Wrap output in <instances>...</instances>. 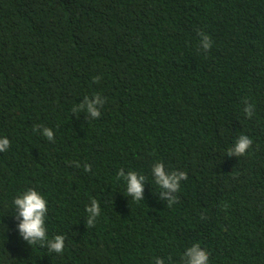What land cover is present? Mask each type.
Wrapping results in <instances>:
<instances>
[{
    "label": "trees",
    "instance_id": "16d2710c",
    "mask_svg": "<svg viewBox=\"0 0 264 264\" xmlns=\"http://www.w3.org/2000/svg\"><path fill=\"white\" fill-rule=\"evenodd\" d=\"M240 135L252 145L227 155ZM3 138L0 264H181L193 244L208 264H264V0H0ZM157 162L187 175L170 206ZM120 170L146 177L143 200ZM30 188L59 254L19 236Z\"/></svg>",
    "mask_w": 264,
    "mask_h": 264
},
{
    "label": "clouds",
    "instance_id": "9594fccd",
    "mask_svg": "<svg viewBox=\"0 0 264 264\" xmlns=\"http://www.w3.org/2000/svg\"><path fill=\"white\" fill-rule=\"evenodd\" d=\"M203 36L202 47L204 50L211 48V40L207 35L198 33ZM99 78H94L93 82H97ZM105 101L100 100V95H95L92 101L85 97V104L87 105V113L92 118H99L100 112L97 109V104L104 105ZM83 105H81V108ZM78 109H73L77 111ZM248 117L252 116L253 107L248 106L244 109ZM36 130L35 128L33 129ZM43 135L49 140H53V132L49 128L43 129ZM9 140L7 138L0 139V152H4L9 147ZM252 145V140L245 135H240L234 146L227 151V155L243 156L249 147ZM91 166L85 165V171H90ZM155 184L161 189V198L168 201L169 206L176 202L177 197L173 194L177 193L180 188V182L187 179L185 172H169L166 173L164 165L157 162L152 168ZM118 178L126 181V192L131 196L134 201L143 200L144 182L146 177L144 175L137 176L135 171H128L127 175L120 170L117 173ZM15 208V218L20 222L18 224L19 236L28 244L45 246L50 252L57 254L61 253L64 249L63 235H56L49 239L47 236V229L45 228V217L48 211L47 202L44 197L35 189H28L24 193L18 195L13 200ZM88 213L87 225L94 226L97 216L100 214L98 201L92 200L91 206L86 208ZM208 253L201 248L199 244H193L190 248L186 249L181 257V264H208ZM155 264H164V260L155 259Z\"/></svg>",
    "mask_w": 264,
    "mask_h": 264
}]
</instances>
